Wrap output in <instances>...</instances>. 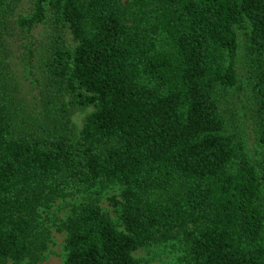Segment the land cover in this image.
<instances>
[{
	"label": "trees",
	"instance_id": "1",
	"mask_svg": "<svg viewBox=\"0 0 264 264\" xmlns=\"http://www.w3.org/2000/svg\"><path fill=\"white\" fill-rule=\"evenodd\" d=\"M47 20L72 44L51 42L56 92L29 121L6 37ZM238 29L258 159L221 111L238 83ZM67 105L92 107L77 132ZM109 185L123 228L94 197L72 205L63 264H142L136 248L179 236L182 264H264V0H0V263L40 260L41 209L65 188Z\"/></svg>",
	"mask_w": 264,
	"mask_h": 264
},
{
	"label": "rangeland",
	"instance_id": "2",
	"mask_svg": "<svg viewBox=\"0 0 264 264\" xmlns=\"http://www.w3.org/2000/svg\"><path fill=\"white\" fill-rule=\"evenodd\" d=\"M27 7L24 1L20 5L17 13H23ZM15 13V15H17ZM14 15V17H15ZM245 29H238L239 49L236 58V71L238 83L232 92L221 99V111L227 122V128L233 127L244 147L254 159L262 156L263 148L258 141L260 116L255 109L254 94L251 91L247 80L248 65L245 56ZM63 37L68 44H72L67 31L55 29L52 20L42 22L33 27L31 31L25 33L21 29H15L7 35V61L9 64L8 82L12 92L21 103L19 107L20 116L26 117L29 121L31 117L37 116L42 119L43 110L47 101L52 99L56 92V85L48 80L47 58L55 37ZM68 97L59 98V102L68 103ZM51 103L48 104L51 108ZM69 105H67V108ZM92 109L88 107H69L67 114L69 121L73 123L77 132L83 122L86 113ZM50 112L52 110H49ZM97 188L89 189L85 192H75L71 188H65L64 195L57 197L52 204L41 209V222L49 229V240L47 248L42 252L40 260L30 263L26 260L19 264H63L65 259L64 239L65 230L61 229L60 223L69 213L70 207L89 197H94L98 205L104 210L118 229H122L119 218V209L114 206L111 196H118L119 187L109 185L96 192ZM184 252V243L181 236L169 239L160 243H150L136 248L132 254L142 260V264H182L181 256ZM0 264H15L7 260Z\"/></svg>",
	"mask_w": 264,
	"mask_h": 264
}]
</instances>
